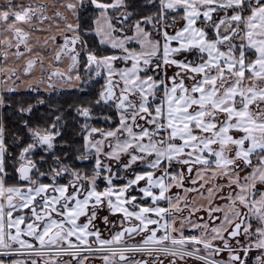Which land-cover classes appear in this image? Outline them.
Masks as SVG:
<instances>
[{
  "label": "snow or ice",
  "instance_id": "1",
  "mask_svg": "<svg viewBox=\"0 0 264 264\" xmlns=\"http://www.w3.org/2000/svg\"><path fill=\"white\" fill-rule=\"evenodd\" d=\"M4 109L0 264H264V0H0Z\"/></svg>",
  "mask_w": 264,
  "mask_h": 264
},
{
  "label": "trees",
  "instance_id": "2",
  "mask_svg": "<svg viewBox=\"0 0 264 264\" xmlns=\"http://www.w3.org/2000/svg\"><path fill=\"white\" fill-rule=\"evenodd\" d=\"M85 23H87V18H85ZM100 86L90 88L86 94L81 95L79 92H64L61 95L55 94L51 97H46L45 95L41 94H33V93H27V94H19V93H12V94H6V96L10 97V102L12 103L13 107H15L18 104H32L35 105L36 108L39 105L38 98L44 99L47 101L46 105L40 106L38 108V112L34 115V120H40L41 116L46 115L48 113L54 112L56 109H60L66 113L69 117H72L75 115V107L78 105H87L90 100H92L96 92L98 91ZM95 107V106H94ZM35 111V109H34ZM49 119H51V116H48ZM3 122L6 126V128L9 130V140L11 139V136L15 135L18 128H19V122H18V116L17 113L14 111L4 109L2 118ZM76 121L72 120L71 118L67 121V124L64 129V138L67 140H70L73 142V144L78 145V132H79V126L75 124Z\"/></svg>",
  "mask_w": 264,
  "mask_h": 264
},
{
  "label": "flooded vegetation",
  "instance_id": "3",
  "mask_svg": "<svg viewBox=\"0 0 264 264\" xmlns=\"http://www.w3.org/2000/svg\"><path fill=\"white\" fill-rule=\"evenodd\" d=\"M179 26V25H178ZM99 86V84H96V85H94V86H88V90L90 89V88H93V87H98ZM87 90V91H88ZM87 91H78L77 89H75V88H70V89H65V87H58V89L57 90H55L54 92H48V91H40V92H31V91H27V92H17V93H19V94H27V93H33V94H41V95H45L46 97H51L52 95H55V94H58V95H61L62 93H64V92H79V93H81V95H84V94H86L87 93ZM7 94V93H6ZM5 94V95H6ZM44 100V99H43ZM45 101V103L43 104V105H46L47 104V101L46 100H44ZM43 105H41V104H39L37 107L38 108H40V106H43ZM44 107V106H43ZM3 112H4V110H2V111H0V118H2V115H3ZM93 124H100L101 122H99V121H93L92 122ZM76 124V123H75ZM76 125H78V124H76ZM79 126V125H78ZM63 138H64V130H63ZM64 140L65 141H67V144L69 145V146H73L74 148H79V146H80V143H81V137L79 136L78 137V145H75V144H73V142L74 141H70V140H67L66 138H64ZM102 214H106V213H102ZM110 219H115L114 217H111ZM97 224H98V226L101 228V229H104V225L102 224V223H100V221L98 220L97 221ZM88 264H101V262L100 261H89L88 262ZM188 264H197V263H194V260H191V259H189V261H188Z\"/></svg>",
  "mask_w": 264,
  "mask_h": 264
},
{
  "label": "crops",
  "instance_id": "4",
  "mask_svg": "<svg viewBox=\"0 0 264 264\" xmlns=\"http://www.w3.org/2000/svg\"><path fill=\"white\" fill-rule=\"evenodd\" d=\"M27 91H28L27 85H22L19 92H27Z\"/></svg>",
  "mask_w": 264,
  "mask_h": 264
},
{
  "label": "rangeland",
  "instance_id": "5",
  "mask_svg": "<svg viewBox=\"0 0 264 264\" xmlns=\"http://www.w3.org/2000/svg\"><path fill=\"white\" fill-rule=\"evenodd\" d=\"M169 74H171V71L169 72ZM19 83V82H18ZM70 88H74V87H65V89H70ZM58 89V88H57ZM56 89V90H57ZM76 89V88H75ZM42 91H44L43 89H41Z\"/></svg>",
  "mask_w": 264,
  "mask_h": 264
},
{
  "label": "built area",
  "instance_id": "6",
  "mask_svg": "<svg viewBox=\"0 0 264 264\" xmlns=\"http://www.w3.org/2000/svg\"><path fill=\"white\" fill-rule=\"evenodd\" d=\"M194 263H197L196 261H194Z\"/></svg>",
  "mask_w": 264,
  "mask_h": 264
}]
</instances>
